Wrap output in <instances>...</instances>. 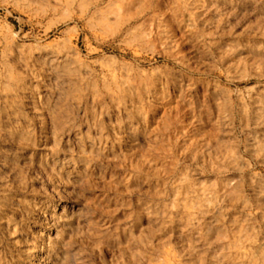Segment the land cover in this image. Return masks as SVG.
<instances>
[{
	"label": "rangeland",
	"instance_id": "obj_1",
	"mask_svg": "<svg viewBox=\"0 0 264 264\" xmlns=\"http://www.w3.org/2000/svg\"><path fill=\"white\" fill-rule=\"evenodd\" d=\"M66 2L0 0V264H264V0Z\"/></svg>",
	"mask_w": 264,
	"mask_h": 264
},
{
	"label": "bare ground",
	"instance_id": "obj_2",
	"mask_svg": "<svg viewBox=\"0 0 264 264\" xmlns=\"http://www.w3.org/2000/svg\"><path fill=\"white\" fill-rule=\"evenodd\" d=\"M140 1L141 0H67L65 5L70 9L78 4L82 10V17L85 19L87 18L89 21L88 24H90V26L96 31L100 30L107 34L112 33V36L119 35L123 37V40L127 43L132 40L145 42L152 39V36L154 35L152 28L156 26L160 29L164 26L165 22L167 23V20L166 18H162L160 22L157 21L160 15H157L159 9L156 8L150 12L148 18H145L144 21L138 23V17L133 15L132 11L137 9L135 6L137 3H140ZM49 7L54 11L57 9V5H51ZM148 26L152 27L150 33L146 34V27ZM175 36L176 34L174 37ZM54 213L55 211H53L51 217H48L52 222H54L52 219ZM51 228L52 225H49L47 230L51 231ZM41 246L42 248L37 251L35 255H32L31 258L35 259L36 262L38 261L39 264H47L45 263L46 260L44 259V256L42 257L40 255L43 252V244Z\"/></svg>",
	"mask_w": 264,
	"mask_h": 264
},
{
	"label": "clouds",
	"instance_id": "obj_3",
	"mask_svg": "<svg viewBox=\"0 0 264 264\" xmlns=\"http://www.w3.org/2000/svg\"><path fill=\"white\" fill-rule=\"evenodd\" d=\"M85 191H86V189H85Z\"/></svg>",
	"mask_w": 264,
	"mask_h": 264
}]
</instances>
